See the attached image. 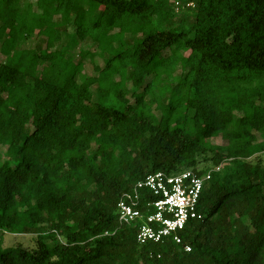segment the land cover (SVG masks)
I'll list each match as a JSON object with an SVG mask.
<instances>
[{"label":"trees","instance_id":"16d2710c","mask_svg":"<svg viewBox=\"0 0 264 264\" xmlns=\"http://www.w3.org/2000/svg\"><path fill=\"white\" fill-rule=\"evenodd\" d=\"M23 1L0 0V264H264V0ZM216 167L182 243L120 225L148 175Z\"/></svg>","mask_w":264,"mask_h":264},{"label":"built area","instance_id":"2783aa9c","mask_svg":"<svg viewBox=\"0 0 264 264\" xmlns=\"http://www.w3.org/2000/svg\"><path fill=\"white\" fill-rule=\"evenodd\" d=\"M175 5L179 11L180 2ZM186 6L194 8V0ZM219 170L216 167L204 174L189 169L176 174L148 175L118 202L120 225L136 227L140 245L164 243L168 239L182 243L181 234L188 224L203 218L199 211L202 193L213 172ZM186 250L190 252L191 247Z\"/></svg>","mask_w":264,"mask_h":264},{"label":"rangeland","instance_id":"374dc122","mask_svg":"<svg viewBox=\"0 0 264 264\" xmlns=\"http://www.w3.org/2000/svg\"><path fill=\"white\" fill-rule=\"evenodd\" d=\"M37 0H24L22 5L24 7L33 4L36 6ZM40 42V39L37 37H33L32 39H29L28 41L24 42L22 45V48H33L36 46V44ZM70 44L71 49H70V57L74 58L76 61L81 60L82 52L84 51H89V52H96L97 47L96 44L92 43L89 40L86 41H80L77 36L74 34V30H70L66 35L64 40L62 41L61 46H66ZM59 47V48H60ZM169 51L165 53V55H168ZM3 58L1 57L0 60ZM84 66H85V73L88 76H95L96 71H95V65H98L100 67H104L103 60L100 57H96L95 60L93 61L90 57H87L86 59L83 60ZM182 74V69L179 67L174 75L173 78H171L169 81L166 83L169 84L173 82V79H178V77ZM117 80H119V77H117ZM151 78H147L146 82H149ZM165 84V83H164ZM164 84H162L160 87H162ZM173 84H177V82H173ZM126 92L128 99L130 100V103L134 104L135 103V93L139 92V89L134 88L131 82L126 83ZM174 85V86H175ZM93 93H94V99L97 101L99 99V89L97 86H94L92 88ZM155 114L157 117H161V112L158 110H154ZM212 143L215 145H226L227 142L223 141L221 138H214L212 140ZM0 161L3 162L5 160H11L10 156L7 155L6 153V148L3 146H0ZM264 156V155H263ZM34 237L32 236H17V235H8L6 237V243L4 247H10L14 246L15 244H22L23 246L27 248H32L34 247Z\"/></svg>","mask_w":264,"mask_h":264}]
</instances>
